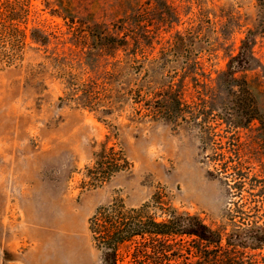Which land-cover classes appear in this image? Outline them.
<instances>
[{"label": "rangeland", "instance_id": "1", "mask_svg": "<svg viewBox=\"0 0 264 264\" xmlns=\"http://www.w3.org/2000/svg\"><path fill=\"white\" fill-rule=\"evenodd\" d=\"M31 2L30 27L49 44L0 67V264H102L89 220L116 201L151 203L158 221L170 211L196 216L220 234L218 246L186 238L177 264H264V244L250 236L264 232V135L257 121L226 116L218 82L251 32V69L236 78L264 115L257 1ZM121 21L140 36L136 60L133 44L113 58L76 42L88 28L122 35ZM172 93L181 112L168 119L161 109ZM103 149L122 169L105 183L95 169Z\"/></svg>", "mask_w": 264, "mask_h": 264}, {"label": "trees", "instance_id": "2", "mask_svg": "<svg viewBox=\"0 0 264 264\" xmlns=\"http://www.w3.org/2000/svg\"><path fill=\"white\" fill-rule=\"evenodd\" d=\"M256 1L259 8L264 9V0ZM32 14L31 0H0V67L18 66L25 60L30 50H38L49 44V37L41 28L30 27ZM119 24L122 27V35H108L101 30L88 28L90 29L88 35L75 37L76 42L88 44L91 51L113 58L117 50L125 49L133 44L130 52L136 60L140 36L129 32L123 26L124 21ZM132 28L138 30L141 25L136 24V28ZM184 42L185 38L178 35L175 49L183 48ZM254 45L255 39L250 32L238 55L230 59L228 70L219 76L218 82L230 99L231 107H223L226 116L238 122L237 125L243 126H249L257 121L264 135V115L256 105L248 82L236 78L237 73L251 69V50ZM128 58L129 55H126V59ZM116 63H113V66ZM113 72L108 74L112 79L115 78ZM91 95L92 92L89 89L85 88L82 91L80 100L85 106L91 103ZM166 100L161 110L167 114L168 119H172L174 115L181 112L180 100L174 93L169 94ZM87 107L91 109V106ZM109 111L107 114L110 113ZM113 151V149L108 151L103 149L96 156L95 169L100 170L101 183L109 181L122 170L115 160ZM150 207L151 203L139 208H128L123 202L116 201L96 211L89 220V226L95 246L101 252L102 264H120L127 260V264H177L179 259H187V255L185 256L187 253L182 254L186 248V238L192 239L203 247L220 244V234L198 217L170 211L166 220L158 221L148 216ZM250 236L257 243L264 244L262 230L252 231Z\"/></svg>", "mask_w": 264, "mask_h": 264}]
</instances>
